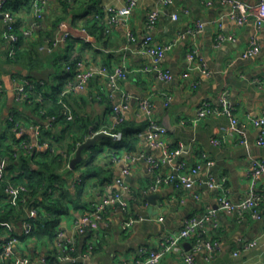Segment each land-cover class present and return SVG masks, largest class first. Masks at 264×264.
<instances>
[{
	"label": "crops",
	"instance_id": "0c3cea01",
	"mask_svg": "<svg viewBox=\"0 0 264 264\" xmlns=\"http://www.w3.org/2000/svg\"><path fill=\"white\" fill-rule=\"evenodd\" d=\"M29 1L31 4L13 13L18 38L22 37L24 41L19 48L16 47L12 57V42L4 37L6 23L0 11V80L5 88L4 95L0 97V136L8 131L10 116H15L24 127L23 135L19 137L36 144L34 129L43 120L32 104L47 99L46 93L61 85L67 57L71 60L84 57L91 63L107 66L110 72L118 66H125L127 78L120 80L115 89L108 86L106 79L98 78L90 83L85 93L67 99L74 116L69 129V125L59 122L47 131L57 148L56 154L63 157L60 172H66L64 163L68 159L71 163L76 157L77 151L74 153L73 148L78 143L84 144L101 135L100 131L110 125L112 107L124 97L128 99L126 121L138 126L147 125L139 104L149 97L154 106L153 119L168 129V143L174 147L182 144L185 150L173 162L163 165L158 173L165 176L176 174L180 162L194 165L205 153L214 162L212 173L215 179L218 182L226 179L229 200L240 202L249 197L253 160H264V147L257 144L258 131L248 120V117L257 118L264 113V23L262 27L257 26L255 11L245 25L238 26L228 16V8L218 1L206 6L203 0H172L169 5H163L162 0H140L129 14L128 24L114 25L111 33L106 34L102 29L90 30L91 25H85L94 19L95 12L101 13L96 17L99 22H104L109 9L125 16L128 0H76L72 4L67 0H51L41 18L35 15L32 7L35 0ZM243 1L253 8L260 3V0ZM63 3H69L72 9L68 11L65 8V12ZM154 8L161 12L151 32L154 40L161 45H173L162 61L163 67L172 74L170 82L162 81L155 73L141 71L150 64V57L140 53V49L146 35L148 15ZM173 14L178 16L177 20L172 19ZM62 16L64 20L58 22L57 19ZM198 24H203V30L191 33ZM85 28L92 35L94 44L91 47H85L76 37H71L51 50V41L61 37L64 31L77 35L80 29ZM127 28L134 33L136 42L128 41ZM25 31H30L31 36L25 37ZM218 35L226 39L219 41ZM253 38H257L260 52L245 57ZM194 48L198 49L199 58L192 64L188 55ZM193 65L204 66L210 74L191 70ZM25 80L41 85L42 90L29 102L17 103L15 89ZM226 89L239 125L232 136L223 139L225 129L231 123L229 117L214 115L196 124L191 121L203 101L217 105L220 93ZM168 95L172 99L167 106L165 99ZM80 138L85 139L76 143L75 140ZM105 138H99L95 145L106 144ZM214 139L221 144L213 143ZM90 148L82 151V161L74 166V175L68 179L73 192L81 181L76 167H85ZM148 156L160 160L163 153L139 138L129 151H116L111 146H103L97 162L109 171L112 181L120 177L124 169H130L127 183L132 194L125 195V198L130 202V214L141 220L124 231L122 223L127 215L118 207H110L97 229H89L85 235H75V221L86 211L71 208L58 229L76 237L80 253L87 244L95 247L82 263L77 264H136L143 250L159 248L165 238L183 227L185 220L218 207L220 192L207 186L204 169L196 175L197 184L191 190L178 188L175 182H171L162 184L153 192L151 186L155 176L149 169ZM94 182L97 181L92 180L86 185L87 189L83 192L85 203H96L115 189L102 188ZM256 191L264 197V173L256 182ZM152 195L156 196L153 201L150 199ZM219 220L221 226L214 235L219 241V249L211 261L206 260V252L196 253L197 264H264V219H253L250 214L239 217L219 212ZM14 228L20 235L24 234L20 223ZM254 242L255 245L244 249ZM190 246L189 241L184 242L186 251L190 250ZM62 254L63 249L55 239L27 237L15 246L13 259L24 258L27 264H42L43 260L57 257V261L64 264L58 259ZM161 264L186 263L181 256L170 254Z\"/></svg>",
	"mask_w": 264,
	"mask_h": 264
},
{
	"label": "built area",
	"instance_id": "2783aa9c",
	"mask_svg": "<svg viewBox=\"0 0 264 264\" xmlns=\"http://www.w3.org/2000/svg\"><path fill=\"white\" fill-rule=\"evenodd\" d=\"M70 3L76 0H67ZM140 0H128L126 15H120L116 13L114 9H109L106 14V18L102 25L104 28V33L110 34L111 29L114 25L122 23L124 26L128 24L129 14L135 9ZM216 1L220 2L228 8V16L234 19L238 26H243L247 23L252 13L255 11L257 13V26L262 27L264 23V0H260V3L256 7H251L246 4L243 0H203L204 5L211 6ZM6 0L0 1V9L4 6ZM51 0H35L33 3V9L35 15L41 18L46 7L49 6ZM163 5H169L172 0H162ZM3 14V19L6 23V29L4 32V37L12 42V48L10 51V57L14 56L16 45L18 43V36L14 33L15 30V19L13 14L10 12H1ZM160 10L154 8L148 15V23L146 26V35L143 40L140 53L148 55L150 57V64L145 66L141 71L144 73H155L164 82H170L172 80V74L169 70L163 67L162 61L166 54L170 52L173 45H161L154 40L151 32L160 17ZM173 20H177L178 16L176 14L172 15ZM203 24H198L194 31L191 33L201 32L203 30ZM24 36H31L30 31H25ZM127 39L129 42H136V37L134 33L127 28ZM71 37H76L78 41L84 44L93 45V41L89 31L85 29H80L77 35L70 31H64L61 37H57L51 41V50L57 48L60 44L65 43ZM219 41H223L226 38L222 35H218ZM228 39L232 40V37ZM260 52V46L257 38H253L249 50L245 53V57H252ZM199 58V51L197 48L192 49L188 55V60L190 63H194L196 59ZM190 69L200 70L205 74H210L207 72L206 68L202 65L190 66ZM67 73L71 74V78L67 80V90L61 96L60 104L62 105L61 116L67 123L73 121V113L69 105L64 101L71 96L80 95L85 93L90 85V83L97 77H104L108 81V86L112 89L117 87L120 80L127 78L128 70L125 66H118L113 72H110L108 67L103 64H95L87 61L86 59L78 60L74 66L65 67ZM37 88L36 83L33 81L25 80L15 89V100L17 103L29 102V93L35 91ZM5 93V88L0 80V97ZM171 96H166L165 105H169L171 102ZM127 97H124L123 101L113 105L111 111V123L108 127L100 131V134L110 137L114 142H120L123 139V132L118 130L126 121V110L128 109ZM153 104L149 97L141 100L139 104V110L145 115L147 121L146 128L141 131L137 137L148 142L153 148L162 150L163 157L160 160L154 157L148 156L149 169L155 176L154 182L151 186L153 192L162 184H167L175 182L178 188H183L185 190H191L197 184L196 175L200 170H206V184L211 189L219 190V204L217 208H209L202 215L191 217L184 221L183 227L176 233L169 235L160 244V247L156 250H143L141 252V257L136 261V264H161L163 259L170 254L181 256L186 264H197L195 255L198 252H206V260L211 261L219 249V241L214 237L216 232L220 229L219 212H225L227 214H237L239 217H243L246 214H250L253 219H264V197L256 191V182L260 176L264 173V160H253V170L251 171L252 180V190L246 199L240 202H231L227 196L226 179H222L218 182L212 173V168L214 162L210 160L205 153H203L199 160L194 165H187L185 162H180L177 166L176 174L161 175L158 172L161 167L166 163L173 162L177 157L181 156L185 150L183 145L175 150L171 149V145L166 140L168 135V129L161 125L158 121L153 119ZM40 115H46L44 110L40 111ZM227 116L231 119L230 125L225 129L224 138L232 136L238 129V119L234 115L233 103L230 99V93L226 89L220 93L218 97V104L213 105L210 102L203 101L196 110V116L191 121L196 124L209 116ZM59 117L50 116L43 120L41 125H37L34 129L37 135L36 144H31L25 138L19 142L18 145L14 147L15 153L21 150L25 152H31L32 150L38 151H50L51 153H56L57 148L55 145H51L48 142H44L41 139V133L43 130L51 131L56 123H59ZM10 122L15 124V131H17L18 136L23 135L24 127L21 126L19 121L16 120L15 116H10ZM249 122L258 131L257 144L264 147V113L262 116L253 118L248 117ZM213 143L220 145L221 141L214 139ZM83 145V143H78L75 147L74 153ZM15 154V155H16ZM64 170H70L71 163L70 159L64 163ZM5 165L0 162V183L4 182L5 177ZM130 174V169L126 168L122 171V175L115 178L111 184L106 185L109 189H112V193L103 196L99 201L94 203L91 211H86L81 214L78 220L75 221L74 230L75 235H85L89 229H97L98 225L103 223L104 215L110 207H118L122 212H124L127 217L122 223V229L128 231L141 219L133 217L130 214V202L125 198V195H131L132 191L127 183V177ZM5 201L11 206L17 207L20 198V188L13 184H6L3 188ZM39 209L36 207H31L27 211L28 218L38 217ZM22 229L24 230V235H28L32 228V224L29 221H23L20 223ZM3 226L7 227L8 232L11 233L15 231L14 225L4 223ZM5 235L0 240V264H27V259L14 260L13 253L14 248L21 240L15 236ZM55 241L63 249V254L58 256V259L62 262H72L78 258L84 259V257L89 256L93 251V245L88 244V249L85 254L76 255L77 253V243L76 237L74 235H67L61 229H58ZM189 241L191 243V248L186 251L184 248V242ZM255 245L254 243L247 244L244 249L247 250ZM237 255V253H235ZM42 264H47V261L43 260Z\"/></svg>",
	"mask_w": 264,
	"mask_h": 264
},
{
	"label": "trees",
	"instance_id": "16d2710c",
	"mask_svg": "<svg viewBox=\"0 0 264 264\" xmlns=\"http://www.w3.org/2000/svg\"><path fill=\"white\" fill-rule=\"evenodd\" d=\"M69 3H63L64 9L66 8L68 11L72 9V6L70 5L72 3ZM29 4H31L29 0H7L0 11L10 12L13 14L14 12L17 13L22 6ZM100 14L101 13L99 12H95L93 15L94 19L89 21L85 26L89 27V25H91L88 29L96 30L98 28L102 29L104 32L105 27H103L102 22H99V20L96 19V17ZM64 18V16L59 17L57 21H62ZM14 33L18 36V28L16 26ZM89 33L91 32L89 31ZM23 41V38L20 37L16 47L19 48ZM86 46L91 47L90 44H85V47ZM80 59L85 58L78 56L76 58H72L71 60L67 57L65 59V67L74 66ZM64 75L65 77L63 76V78L60 79L61 85L52 88L49 94L46 93L47 95H45V97L47 99L40 100L39 102L35 101L36 103L32 104L39 114L38 116H40V119L44 120L46 117L50 116H61L63 108L59 102L61 100V96L67 90V80L71 78V74L67 73L65 69ZM98 78L101 77H97L95 79ZM41 90L42 86L37 84V89L35 90L36 92L33 91L29 93V99L31 100V98ZM64 101L67 103V99H64ZM41 110H44L46 115L41 116ZM16 120H18V118H16ZM59 120L64 123L65 126L69 125L67 129L70 128V123H67L63 117H59ZM145 127L146 124L138 126L125 121L118 127V130L123 132V139L120 142L114 143L110 137L106 136V144L101 146L95 145L90 148L88 151H91V153L87 162H84L85 167H83V169L78 166L76 167V169L80 172L81 181L79 185L77 184V187L73 192L68 184V179L73 177V173L75 171L67 170L64 173L60 172L63 163V157L60 154L51 153L50 151L42 152L38 150H32L30 153L21 150L20 152H17V154L15 153L14 147L24 138L18 136L17 131H15V124L10 123L8 131L4 135L0 136V162L6 164L4 166V182L0 183V237H4L9 233L7 227L2 224L7 223L17 225L23 221H29L32 224V228L28 235H20L17 231H13L9 234L19 238L20 240H25L27 237L48 240L55 239L62 218L69 213L71 208L91 211L93 207L92 205L95 202L92 204L83 202V192L87 189L86 185L88 182L95 180L97 182H94V185L99 183L102 188L112 183V177L109 175V171H105V168L97 162L99 155L103 152V146H111L112 149L116 151H129L130 148L135 145L136 140L138 139L137 135L143 131ZM50 136L51 134L46 130H43L41 133L42 141L54 145V141ZM84 139L85 138H80L75 140V142H83ZM170 147L172 150H175L179 146ZM74 149L75 148H73V150ZM9 183L20 188V198L17 207L11 206L5 201L3 188ZM31 207L39 209L38 217H27V211ZM87 249L88 244L83 247L81 253L80 249H77L76 255L78 256L80 254H84V251ZM94 250L95 247H93V251ZM47 264L62 263L57 261L56 257L47 259Z\"/></svg>",
	"mask_w": 264,
	"mask_h": 264
},
{
	"label": "water",
	"instance_id": "95a60500",
	"mask_svg": "<svg viewBox=\"0 0 264 264\" xmlns=\"http://www.w3.org/2000/svg\"><path fill=\"white\" fill-rule=\"evenodd\" d=\"M105 135H97L96 137H94L93 139H89L87 140L83 145H81V147L78 149L76 157L71 161V168L74 169V166L77 165L78 163H80L82 161V151L90 148L92 146L95 145V142L99 139V138H105ZM156 198L155 195H152L150 197V199L153 201V199ZM83 259L82 258H78L75 261L72 262H65L64 264H68V263H82Z\"/></svg>",
	"mask_w": 264,
	"mask_h": 264
}]
</instances>
